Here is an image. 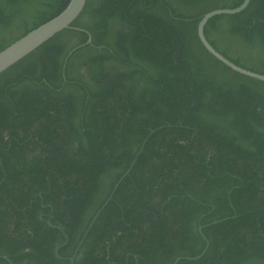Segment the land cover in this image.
<instances>
[{
	"label": "trees",
	"instance_id": "obj_1",
	"mask_svg": "<svg viewBox=\"0 0 264 264\" xmlns=\"http://www.w3.org/2000/svg\"><path fill=\"white\" fill-rule=\"evenodd\" d=\"M241 1L88 0L0 84V264H68L108 196L73 264H264V80L197 35ZM67 2L0 0V49ZM204 33L264 73V0Z\"/></svg>",
	"mask_w": 264,
	"mask_h": 264
},
{
	"label": "water",
	"instance_id": "obj_2",
	"mask_svg": "<svg viewBox=\"0 0 264 264\" xmlns=\"http://www.w3.org/2000/svg\"><path fill=\"white\" fill-rule=\"evenodd\" d=\"M87 1L88 0H68L66 5L58 13L33 27L32 29L28 30L26 33L0 49V84L10 80L14 76L25 70L27 67L38 61L47 51H49L58 41H60L83 15ZM248 2L249 0H242L235 6L216 7L204 12L197 22V35L203 46L222 62L226 63L234 70H237L243 74L264 80V73L243 67L230 60L228 57L218 51L208 41L204 33V25L212 15L218 13L238 12L242 10L248 4ZM90 39L91 35L88 34L87 41H89ZM121 178L122 176L115 183L113 190L115 189ZM109 197L110 196H108L104 200V202L99 206V208L96 210V212L88 222V225L86 226L75 249L69 256L68 264H73L75 254L79 249L80 244L82 243L86 233L96 219L98 213L100 212L104 204L108 201ZM199 229L201 231V227H199ZM207 246L208 240L205 241V245L199 254L184 255V257L196 258L205 251ZM57 249L58 246L56 247V252ZM181 257L182 255L177 256L173 260L172 264H176V262Z\"/></svg>",
	"mask_w": 264,
	"mask_h": 264
}]
</instances>
